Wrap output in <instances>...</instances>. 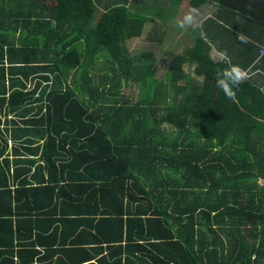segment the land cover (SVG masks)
I'll list each match as a JSON object with an SVG mask.
<instances>
[{"label":"trees","instance_id":"trees-1","mask_svg":"<svg viewBox=\"0 0 264 264\" xmlns=\"http://www.w3.org/2000/svg\"><path fill=\"white\" fill-rule=\"evenodd\" d=\"M170 1L0 0V264H264V0H191L159 76Z\"/></svg>","mask_w":264,"mask_h":264},{"label":"clouds","instance_id":"clouds-1","mask_svg":"<svg viewBox=\"0 0 264 264\" xmlns=\"http://www.w3.org/2000/svg\"><path fill=\"white\" fill-rule=\"evenodd\" d=\"M179 27L185 28L187 26L197 27L193 12L185 14L182 20L178 22ZM237 40L241 43H248V38L243 33H237ZM224 62L228 64L223 70L216 73V86L224 93L228 99H234L236 91L239 86L249 79V72L239 65H233L227 54L224 53Z\"/></svg>","mask_w":264,"mask_h":264},{"label":"rangeland","instance_id":"rangeland-1","mask_svg":"<svg viewBox=\"0 0 264 264\" xmlns=\"http://www.w3.org/2000/svg\"><path fill=\"white\" fill-rule=\"evenodd\" d=\"M184 12V14L187 12L186 9H184V11H182V13ZM178 21V18H175L174 20L170 21L169 23H167V27L169 26H173L175 28V23ZM147 28V27H146ZM180 27L178 26V28L175 29L174 33L179 31ZM147 29H145V32L144 34L139 37V38H136L133 40V42L130 43V51L132 54H135V53H138L140 51H143L145 49V46L147 44H145V35H146V32ZM176 36H177V33L175 35H171V36H166V40L163 44L159 43V45L157 47H154V52H155V65L157 67V70H158V74L159 76H163L167 70V61L170 59L169 57V53H164L166 50H169V52H176V53H179L181 52L182 48L178 47L176 45L178 39L180 38H177L176 39ZM181 36V35H180ZM177 40V41H176ZM155 45V44H154ZM147 47V46H146ZM184 70L187 74L189 75H192L196 78H200V77H197L195 75V72H193V66L192 67H188V65H185L184 66ZM138 90L137 89H134V92H137ZM262 182H264V178L261 179Z\"/></svg>","mask_w":264,"mask_h":264},{"label":"crops","instance_id":"crops-1","mask_svg":"<svg viewBox=\"0 0 264 264\" xmlns=\"http://www.w3.org/2000/svg\"><path fill=\"white\" fill-rule=\"evenodd\" d=\"M178 1V0H177ZM171 3H174L173 5H171ZM170 9L172 10V20H174L175 18H178V21L175 23V26H179L178 22L180 20L183 19V17L185 16V14L189 13L190 11L193 12V15L195 17V22L196 24H198L197 27L195 28H199L201 29L202 33H204V28H205V22L208 20V18L210 17H217V13H218V5L215 2H208L206 4H203L202 6H200V9L198 8H194L191 5V0H179L178 2H172L170 1L169 3ZM184 9H186V13L184 14V12L182 13V11H184ZM169 21V22H170ZM192 26H187L185 28H179L177 32L175 33H179V34H184L186 33V31H189V29ZM194 28V27H193ZM175 31V30H174ZM212 57L214 59H221L223 57L222 52H220L218 50L217 47H214L212 49Z\"/></svg>","mask_w":264,"mask_h":264}]
</instances>
